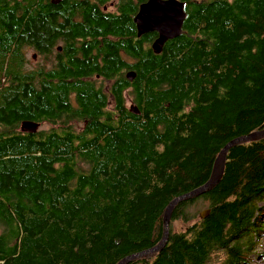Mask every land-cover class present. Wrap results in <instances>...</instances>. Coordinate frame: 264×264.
<instances>
[{"label":"trees","instance_id":"16d2710c","mask_svg":"<svg viewBox=\"0 0 264 264\" xmlns=\"http://www.w3.org/2000/svg\"><path fill=\"white\" fill-rule=\"evenodd\" d=\"M181 1V36L160 54L129 52L136 77L118 76L112 108L72 79L77 110L90 114L97 136L67 128L38 136L17 132L18 123L70 115L71 92L64 81L25 91L12 71L15 54L16 82L3 87L2 31L16 19L0 0V123L11 128H0V264H119L155 248L169 204L208 182L231 141L264 130V0ZM201 202L210 215L197 220L192 208ZM262 203L264 138L232 147L221 182L176 207L163 250L129 264H210L220 251L222 264H251Z\"/></svg>","mask_w":264,"mask_h":264},{"label":"flooded vegetation","instance_id":"af4514ba","mask_svg":"<svg viewBox=\"0 0 264 264\" xmlns=\"http://www.w3.org/2000/svg\"><path fill=\"white\" fill-rule=\"evenodd\" d=\"M148 1L5 0L16 22L6 23V29L2 31L9 36L3 39L6 44L3 87L9 88L16 82L14 72H17L19 85L26 86L25 91H51L64 81L71 92L68 99L70 115L63 112L53 116V121L23 119L16 131L39 136L42 133H62L67 128L75 136H97L100 130L89 127L90 114L83 117L77 110V87L72 79L78 76L85 86H90L99 98H106L108 106L113 107L111 92L118 87V76L136 71L137 60L129 52L137 47L141 53H153L152 46L160 37L157 31L138 37L135 18ZM119 22L124 23L118 26ZM96 24H100V28L103 26L97 33L93 30ZM128 24L129 29L120 28L128 27ZM14 54L19 62L12 72L9 71V62ZM28 122L35 128L23 130L22 124ZM111 122L118 128V116ZM97 123L104 124L102 119ZM1 127L2 131L11 130L3 123H0Z\"/></svg>","mask_w":264,"mask_h":264},{"label":"water","instance_id":"95a60500","mask_svg":"<svg viewBox=\"0 0 264 264\" xmlns=\"http://www.w3.org/2000/svg\"><path fill=\"white\" fill-rule=\"evenodd\" d=\"M185 19V4L182 1L149 0L147 3L141 6L140 12L135 18L138 30V37H141L150 32H159L160 37L154 42L152 48L156 54H160L163 51L165 44L169 40H173L181 36ZM135 77L136 73L134 72H130L127 74V78L130 81H133ZM129 109L133 114H140V110L134 104H131ZM34 128V124L26 123L24 130ZM262 138H264V130L260 132H254L246 137L231 141L216 158L208 182L202 187L174 199L166 208L164 214V236L162 241L155 248L142 252L140 254L131 255L122 260L119 264H129L132 261L141 257L149 258L152 255L161 252L168 242L170 235L171 219L176 207L182 202L195 199L206 194L210 190L214 189L221 182L225 172L227 153L232 147L248 141H258ZM209 215L210 210H205L201 213L200 217L202 219H206Z\"/></svg>","mask_w":264,"mask_h":264},{"label":"rangeland","instance_id":"374dc122","mask_svg":"<svg viewBox=\"0 0 264 264\" xmlns=\"http://www.w3.org/2000/svg\"><path fill=\"white\" fill-rule=\"evenodd\" d=\"M129 101V98H128ZM129 106L131 105L129 101ZM261 206H264V203L261 204ZM208 203L207 202H201L197 203L192 208V214L197 215V220H200V215L202 212L207 210ZM183 223L176 222L173 225V229L175 231H180L183 228ZM256 231L251 234V237H253V240L255 242V247L251 251L250 255H248L251 259V264H264V232L259 233V236H257ZM226 258V254L222 251L217 252L213 255L212 261L210 264H222L223 261Z\"/></svg>","mask_w":264,"mask_h":264},{"label":"bare ground","instance_id":"6f19581e","mask_svg":"<svg viewBox=\"0 0 264 264\" xmlns=\"http://www.w3.org/2000/svg\"><path fill=\"white\" fill-rule=\"evenodd\" d=\"M28 123H30V122H28ZM25 124H26V123H23V124H22V127H21V128H22L23 130H24Z\"/></svg>","mask_w":264,"mask_h":264}]
</instances>
